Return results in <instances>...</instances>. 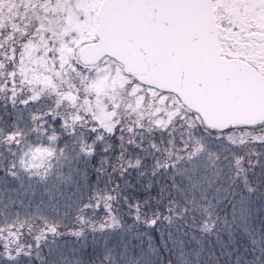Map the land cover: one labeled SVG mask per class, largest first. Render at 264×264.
Listing matches in <instances>:
<instances>
[{
  "label": "snow or ice",
  "instance_id": "snow-or-ice-1",
  "mask_svg": "<svg viewBox=\"0 0 264 264\" xmlns=\"http://www.w3.org/2000/svg\"><path fill=\"white\" fill-rule=\"evenodd\" d=\"M0 264H264V0H0Z\"/></svg>",
  "mask_w": 264,
  "mask_h": 264
}]
</instances>
